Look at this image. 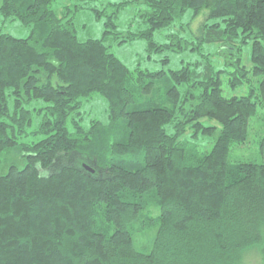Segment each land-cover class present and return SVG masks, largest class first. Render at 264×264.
I'll return each instance as SVG.
<instances>
[{"label":"trees","instance_id":"obj_1","mask_svg":"<svg viewBox=\"0 0 264 264\" xmlns=\"http://www.w3.org/2000/svg\"><path fill=\"white\" fill-rule=\"evenodd\" d=\"M0 13L32 27L0 31V264H242L252 251L264 264V163L230 159L264 106V0H3ZM87 14L99 38L80 37ZM135 40L143 53L123 62L113 48ZM205 44L229 47L232 70ZM170 52L189 59L170 68ZM251 77L248 94L224 93Z\"/></svg>","mask_w":264,"mask_h":264},{"label":"rangeland","instance_id":"obj_2","mask_svg":"<svg viewBox=\"0 0 264 264\" xmlns=\"http://www.w3.org/2000/svg\"><path fill=\"white\" fill-rule=\"evenodd\" d=\"M3 0H0V7ZM92 13V10H88ZM206 11L203 12L202 15L199 17H190L187 18L185 22L189 24L186 26V30L189 31L188 33L191 34V32L195 34L200 33V28L202 26V23H204V20L207 17ZM83 22V27L79 30V35L81 38H88V37H95L99 38L102 34V21H97L95 18L92 17L91 14L83 15L81 17ZM191 30V32H190ZM0 31L3 33H9L13 35L16 38H26L29 37L32 33V27H23L20 21H6L3 22V17L0 13ZM225 45L222 44H216L215 46L213 44H205L204 48L206 51H209L212 56V62L215 64V67L217 68H225L229 71L232 70V59H230L229 56H231L230 52H232L229 47H224ZM145 47V43L135 40V42L131 44H126L124 47H115L113 48V52L118 55L122 61L126 63H131L133 61H136V58L138 55L143 53V48ZM251 44L243 45L242 50L240 51V58H242V65L245 66L247 69L251 70L252 63H251ZM171 58V67L176 68L178 64L179 59H189L186 55H178L174 54L173 52H170ZM198 55H195V58H198ZM227 63V64H225ZM149 64H144V66H148ZM153 68L159 69L161 67V64L154 63L152 64ZM227 76V74L225 75ZM228 78V77H227ZM250 83L245 84L244 86L238 87V88H230V90H225L224 93L229 96H242L245 94H248L249 89L251 86L257 87L258 81L255 77L250 78ZM94 102L91 105H88V109L90 111V116L95 117L99 120H103L106 117V103L104 100L99 98H94ZM215 123L216 122H212ZM250 132L247 140L244 143H235L231 147V155L230 159L232 161H252V162H259L264 163V106H259V112L256 117H254L250 124ZM214 140V138H213ZM212 137L209 138L208 141H204V144H207L206 149L209 151L211 148V145L213 144ZM51 173V172H50ZM156 232V225L155 227L147 234L146 236H143L139 238L136 243L138 245V248H141V250H144V246H148L151 242V239H153ZM242 264H263L261 260V256L258 255V253L252 251L247 254V256L244 258Z\"/></svg>","mask_w":264,"mask_h":264}]
</instances>
